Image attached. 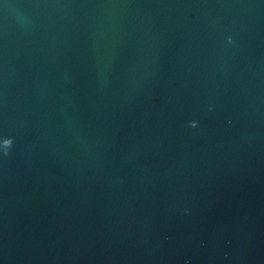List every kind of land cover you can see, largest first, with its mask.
<instances>
[{
    "label": "water",
    "instance_id": "1",
    "mask_svg": "<svg viewBox=\"0 0 264 264\" xmlns=\"http://www.w3.org/2000/svg\"><path fill=\"white\" fill-rule=\"evenodd\" d=\"M0 264H264V0H0Z\"/></svg>",
    "mask_w": 264,
    "mask_h": 264
}]
</instances>
